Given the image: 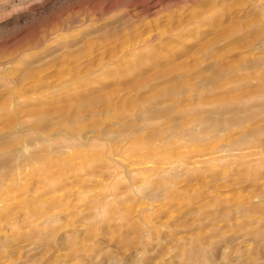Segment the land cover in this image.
<instances>
[{"label":"clouds","instance_id":"9594fccd","mask_svg":"<svg viewBox=\"0 0 264 264\" xmlns=\"http://www.w3.org/2000/svg\"><path fill=\"white\" fill-rule=\"evenodd\" d=\"M73 15L84 31L79 11L44 17L32 43L0 51V264H264V0H185L34 63Z\"/></svg>","mask_w":264,"mask_h":264},{"label":"rangeland","instance_id":"374dc122","mask_svg":"<svg viewBox=\"0 0 264 264\" xmlns=\"http://www.w3.org/2000/svg\"><path fill=\"white\" fill-rule=\"evenodd\" d=\"M184 2L185 0H11L10 5H0V51L32 43L38 34L37 24L44 17L57 20L79 11L84 16L83 23L89 26L84 31H76L77 25L80 24V17L73 15L63 29L73 34L58 41L53 48L45 50L44 53L35 57L33 62H38L43 55L51 54L54 50L66 49L68 55H76L77 53L72 50L85 41L95 44L105 40H123L125 28L131 31L141 20H153L160 12L175 8ZM207 2L210 3V0ZM203 6H207V3ZM228 19L227 16L217 17L212 23L187 32L180 38L164 40L161 45H157V55L152 58L153 62L162 65L188 55L201 43L218 34L219 29L227 23ZM163 23L164 21H160V25ZM148 30V28H143L139 35H146ZM90 37L96 39L90 40ZM155 39L156 37L153 36V40ZM98 58L97 56L96 59ZM127 83V80L114 79L105 86L123 87ZM7 143V137L0 134V155ZM78 182V180L74 181V183ZM80 235L83 236V233ZM64 238V234H61L59 239L63 241ZM68 247L62 244V250L67 251ZM76 259V253L71 252L62 264H73Z\"/></svg>","mask_w":264,"mask_h":264}]
</instances>
